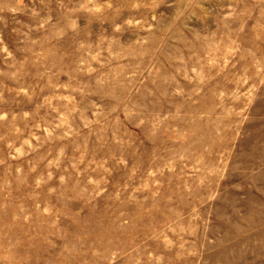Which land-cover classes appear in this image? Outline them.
<instances>
[{
  "label": "rangeland",
  "instance_id": "374dc122",
  "mask_svg": "<svg viewBox=\"0 0 264 264\" xmlns=\"http://www.w3.org/2000/svg\"><path fill=\"white\" fill-rule=\"evenodd\" d=\"M0 264H264V0H0Z\"/></svg>",
  "mask_w": 264,
  "mask_h": 264
}]
</instances>
